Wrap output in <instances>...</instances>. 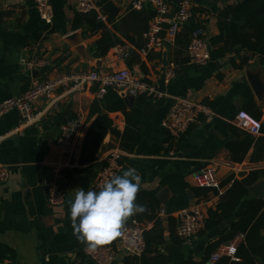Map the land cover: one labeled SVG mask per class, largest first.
<instances>
[{
    "label": "crops",
    "instance_id": "obj_1",
    "mask_svg": "<svg viewBox=\"0 0 264 264\" xmlns=\"http://www.w3.org/2000/svg\"><path fill=\"white\" fill-rule=\"evenodd\" d=\"M96 1L104 3L109 0ZM112 1L121 8L119 15L113 17L115 23L119 24L126 16L130 0ZM191 1L193 9L202 11L195 18L202 22L207 38L217 35V14L226 5L232 4L233 0ZM51 7L53 21L51 26H47L36 13L33 0H0V103L21 94L35 81H47L59 75L78 72H114L129 68L127 59L132 54H138L146 72L141 71L139 64H133L129 69L140 78L154 83L166 97L155 100L140 96L135 98L131 107L126 106L128 110L136 108L141 113L137 126L140 141L132 153L120 149L121 169L117 175L129 167L137 169L142 178L137 196L140 193H157L159 187L160 190H169V199L171 190L166 185L161 186L164 178L181 176L185 183L194 186L191 175L211 161L218 164L221 182L231 175L240 179L252 170L264 169V161L249 162L252 149L241 163H232L226 149L232 139L231 121L237 112L244 110L248 102L254 101L261 107L260 120L264 123V107L261 105L264 96L261 101L257 100L246 78L247 71L260 72L264 81V68L259 66L256 58L242 70L233 68V64H238L240 60L231 56L211 58L204 67L188 63L186 68L175 73L169 84H165L166 70L174 69V45L149 52L151 59L148 60V55L143 58L140 53L147 44L146 33L143 34L146 41L144 47L137 49L126 38L127 33L132 36V31L119 24L116 36L120 43H116L104 57L93 58L89 48L100 37V32L84 35L82 29H72V21L77 13L75 0H51ZM165 24H161L159 36L164 34ZM105 25L111 29L112 23L106 21ZM73 33H77L76 42L67 41L65 37ZM33 48L49 65L36 71L35 75H24L20 72L19 61L29 56ZM163 51L166 52L167 67L162 65V55L159 59L156 57V53L161 54ZM123 54L128 57L123 59ZM179 96H187L205 104L214 115L211 119L199 117L170 146V136L162 128L161 122L173 98ZM96 98L99 97L91 89L73 93L63 100L54 116L44 113L47 101H37L34 111L40 113L39 119L26 126L21 125L17 111H10L0 117V164L8 170L7 180L0 184V245L15 254L14 260H4L0 264H96L81 253L84 245L73 235L69 205L80 188L92 190L95 176L103 165L105 154L94 163L80 162L84 139L96 118V115L89 116L91 104ZM69 102L72 103L69 120L79 116L82 123L73 145L65 152L64 144L60 141L61 125L57 126L55 120L56 114L62 112ZM108 117L113 128L122 135L126 128L125 115L116 111L108 113ZM119 142L120 138L107 134L102 143L110 148L119 147ZM226 164H230V169ZM49 185L65 190L66 197L61 205L48 203ZM225 189L222 188V193ZM217 200L218 197L210 198L206 209L215 206ZM145 203L149 201L145 200ZM160 208L163 215L159 212V216L164 220V205L160 204ZM162 222L166 225L165 221ZM227 229L224 224L211 234L184 240L181 245L167 243L159 250L166 255L167 264H181L188 258L200 261L206 245ZM164 236L168 241V233ZM108 245L116 247L118 244L111 242ZM127 256L117 254L114 264H124Z\"/></svg>",
    "mask_w": 264,
    "mask_h": 264
},
{
    "label": "trees",
    "instance_id": "obj_2",
    "mask_svg": "<svg viewBox=\"0 0 264 264\" xmlns=\"http://www.w3.org/2000/svg\"><path fill=\"white\" fill-rule=\"evenodd\" d=\"M126 11V16L120 20L119 24H123L132 31V36L127 33L126 38L129 43L140 49L146 43L143 34L148 31V24L154 19L155 12L150 6H144L141 10L127 8ZM197 13L201 14L202 11L193 9V17L176 34L173 46L174 73L186 68L189 63L186 57V47L190 41V35L195 29L203 26L202 22L195 18ZM107 22L112 23L111 29H107L105 23L97 21L94 12L76 13L72 21V29L74 31L82 29L84 35L100 32V37L89 48V53L93 58L104 57L116 43H120L116 36L119 32V24L115 23V19L110 15H107ZM217 29L218 34L209 39L211 58L238 57L240 62L233 64V68L238 70L247 67L250 61L256 58L259 65L264 68V0H233L232 4L226 5L218 12ZM161 55L162 53H156L158 59ZM147 59L150 60L151 57ZM133 64H139L141 71L146 72L145 65L140 61L138 54H132L131 58L127 59L129 68H132ZM96 91V86L91 88V92ZM261 105L264 107V100ZM243 108V111L255 120L261 119L262 111L254 101L248 102ZM116 111H121L125 115L126 128L122 135L113 128L112 121L108 117V113ZM93 115H96V118L81 148L80 162L82 164L94 163L97 160L100 146L107 134L120 138L119 148L122 151L127 153L134 151L140 141L137 126L141 113L138 109L128 110L124 99L113 88H107L105 94L92 102L89 116ZM230 131L232 139L227 143L226 149L232 163H241L251 149L250 163L264 161V123L261 125V136L257 137L234 126L230 127ZM174 141L175 139L169 137L170 146ZM262 178L264 179V169L252 170L240 179L231 175L221 182L220 187H226L221 194L214 188L189 186L181 176L164 178L161 186L166 185L172 192L166 202L161 203L156 192L140 193L136 198V203L143 205L145 211L130 217L126 225L136 220L142 223H152V227L145 231L143 254L139 257H125L124 264H167V257L160 252L159 248L167 243L181 245L185 242L177 236L178 222L173 215L187 207L192 200L206 202L212 197H218L217 203L208 208L205 228L195 237L211 234L226 224L228 220L232 221L227 225L228 229L225 233L206 245L200 261L188 258L181 264H207L209 256L221 244L232 240L238 232L245 234L244 241L237 248L238 261L222 257L214 264H264V200L262 196L256 198L249 192V187ZM145 200L149 203H145ZM160 204L164 205V220H161L159 216ZM162 221H165L166 225ZM165 233H168V241L165 240ZM112 242L116 243L117 239ZM14 259V252L0 245V262Z\"/></svg>",
    "mask_w": 264,
    "mask_h": 264
},
{
    "label": "built area",
    "instance_id": "obj_3",
    "mask_svg": "<svg viewBox=\"0 0 264 264\" xmlns=\"http://www.w3.org/2000/svg\"><path fill=\"white\" fill-rule=\"evenodd\" d=\"M34 8L40 20L47 26L52 25L53 11L51 0H33ZM144 6H150L155 12L154 19L150 22L145 38L147 44L140 53L144 58L149 52L159 50L164 46H173L176 34L193 17V4L191 0H130L128 8L141 10ZM75 10L80 14L94 12L97 21L105 23L107 15L100 9V3L96 0H75ZM173 13L171 18L168 15ZM167 23L164 34L159 36L162 23ZM127 54L122 58L126 59ZM186 57L189 63L197 67L206 66L211 60V47L206 36L204 27L195 29L190 35V41L186 47ZM48 61L41 58L36 48L31 54L19 61L20 72L24 75H31L34 71H40L47 67ZM175 77L174 69L169 68L164 75L165 84H169ZM96 86L95 92L98 97L106 93L107 88H113L122 98L125 96L151 98L161 100L166 94L154 83L140 78L129 68L114 72H78L72 75L56 76L47 81L33 82L25 91L17 96L8 98L0 103V117L10 111H17L21 117V125L26 126L38 121L40 113L34 111V104L37 101H47L44 113L47 116H54L63 100L73 93L83 92ZM61 90V92H59ZM213 111L201 102H197L187 96L173 98L170 108L161 122L162 128L173 139L180 138L188 128L193 125L199 117L211 119ZM82 121L79 116L68 120L60 126V141L64 144L65 152H68L78 132ZM237 129L252 136L261 135V120H255L247 112L239 111L231 121ZM2 137H0V140ZM122 151L119 147L108 148L102 167L95 176L92 190H99L105 182L110 180L121 169L120 160ZM230 169V164H226ZM8 178V170L0 164V184ZM195 187H207L217 189L222 193L220 187L221 179L218 176V164L209 162L200 170L191 175ZM66 197L64 189L56 186H48L47 201L50 205H61ZM264 200V195L262 196ZM208 202L190 201V204L177 212L175 218L178 222L177 236L189 241L205 228ZM163 215V211H160ZM150 228L149 223H142L133 220L126 225L124 234L117 238V246L104 245L95 252L89 253L85 247L81 249L82 255L96 264H114L117 254L129 256H141L145 250V231ZM245 234L238 232L232 240L221 244L208 258L207 264H214L222 257L238 261L236 252L239 244L244 241Z\"/></svg>",
    "mask_w": 264,
    "mask_h": 264
},
{
    "label": "clouds",
    "instance_id": "obj_4",
    "mask_svg": "<svg viewBox=\"0 0 264 264\" xmlns=\"http://www.w3.org/2000/svg\"><path fill=\"white\" fill-rule=\"evenodd\" d=\"M141 176L129 167L105 182L99 190L76 191L69 201L73 235L89 253L124 234L130 217L145 211L136 203Z\"/></svg>",
    "mask_w": 264,
    "mask_h": 264
},
{
    "label": "water",
    "instance_id": "obj_5",
    "mask_svg": "<svg viewBox=\"0 0 264 264\" xmlns=\"http://www.w3.org/2000/svg\"><path fill=\"white\" fill-rule=\"evenodd\" d=\"M100 9L103 13L110 15L112 17H117L121 11V8L116 6L114 4V1H112V0L106 1L104 3L100 2ZM65 39L67 41L76 42L77 33L70 34V35L66 36ZM161 62H162L163 67L168 66L165 51L162 52V61ZM36 73H37L36 71L32 72V74H34V75ZM246 78H247V81H248L255 97L257 98V100L261 101L263 99V96H264V81L261 78L260 72L247 71ZM123 99H124L126 106H128V107H131L133 105L134 100H135V98L131 97V96H125V97H123ZM71 106H72V103L69 102L65 106V109L62 112H59L58 114H56L55 122H56L57 126L63 125L69 120L70 115H71ZM107 149H108V145L105 143H102L100 146L99 152L97 154V158H101L102 156H104V154H106V152H107ZM156 191H157V198L159 199V201L161 203H164L168 200L167 199V197L169 195L168 189H161L160 190V188L158 187L156 189ZM263 191H264V179L258 181L257 183H255L254 185L249 187V192H250L251 196H254L256 198H259ZM231 221L232 220H228L226 222V225L230 224Z\"/></svg>",
    "mask_w": 264,
    "mask_h": 264
}]
</instances>
